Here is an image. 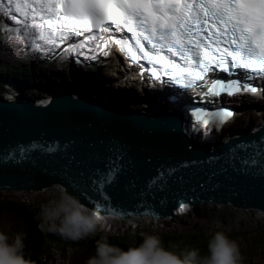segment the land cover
I'll return each mask as SVG.
<instances>
[{"label": "water", "instance_id": "1", "mask_svg": "<svg viewBox=\"0 0 264 264\" xmlns=\"http://www.w3.org/2000/svg\"><path fill=\"white\" fill-rule=\"evenodd\" d=\"M37 101L33 113L22 103H11L16 115L0 110V190L62 184L66 193L110 220L132 215L154 220L185 202L264 208V165L256 157L264 146L263 127L236 135L207 154L180 133H162L178 131L169 115H152L158 125L147 129L133 123L134 114L109 113L99 104L78 100L92 109L87 116L73 109L76 100H60L63 108L51 95ZM107 115L117 119L104 120ZM249 157L257 158V165L242 163ZM113 166L117 171L105 186L104 201L93 180Z\"/></svg>", "mask_w": 264, "mask_h": 264}, {"label": "snow or ice", "instance_id": "2", "mask_svg": "<svg viewBox=\"0 0 264 264\" xmlns=\"http://www.w3.org/2000/svg\"><path fill=\"white\" fill-rule=\"evenodd\" d=\"M0 13L10 16L18 25L12 31L34 51L108 56L116 46L134 63L146 61L153 78L205 89V97L262 91L251 81L264 78V0H0ZM73 39L78 43H69ZM216 73L243 75L225 81ZM193 115L197 123L222 127L234 112L198 108ZM256 157L264 165V146ZM116 171L110 167L93 180L104 201Z\"/></svg>", "mask_w": 264, "mask_h": 264}, {"label": "rangeland", "instance_id": "3", "mask_svg": "<svg viewBox=\"0 0 264 264\" xmlns=\"http://www.w3.org/2000/svg\"><path fill=\"white\" fill-rule=\"evenodd\" d=\"M9 38V36H6L5 39L7 42H1L0 47H3V50L10 49L14 52V56H17L14 47L17 48L18 44L13 42L12 39L9 40ZM22 45L23 44L19 42V46L21 47ZM23 48L25 50L24 46ZM32 52L41 58L44 56L36 51ZM19 56L21 58L24 57V55ZM5 57L6 59H4ZM7 58L9 57L5 54L1 55L0 53V70L4 68L5 70L9 69L10 73L17 72L19 75L26 74L17 67L16 64L18 63L13 61L14 64H12L10 63L12 59ZM32 59L36 62L35 66L38 72L42 67H45L46 71L51 68V66L40 62L36 58ZM91 59L94 62V66H90L93 71L97 66V59ZM76 62L78 63V61ZM65 64L66 66L68 65L67 63ZM98 64L101 63L99 62ZM31 65L34 64L31 63ZM77 65L82 66L83 64L78 63ZM117 65L110 60H105L102 63V70L105 72V76L114 74V76L119 77H109V80H106L108 82L107 84H110L109 87H113V84H111L112 81L119 90L118 87L120 84L117 82H120L118 79L123 77L125 79V81L122 82L125 83L123 86L127 87V91L124 92V94L129 95L132 94V92L134 93L132 90L136 89V87H140L134 81H132V83L126 82V79H129V77L125 76V70L127 72L129 71L124 68L122 70L120 66ZM11 67L12 70L10 69ZM72 68H74L73 65L70 69ZM90 68L87 69L90 71ZM70 69L65 71L66 74ZM20 72L22 73L20 74ZM38 74L43 76L42 72ZM47 75L49 74L47 73ZM122 102V108L129 106L127 100L125 101L122 99ZM132 109H135V107ZM244 110L250 111L252 114L244 113V115H239V121L228 126L225 129V133L217 138L215 137L214 141L216 140L223 143L236 135H241L245 132L248 133L249 130H246L244 127L248 129L250 124H262L264 120V111L256 106L245 107ZM257 111L261 113H256ZM191 147L196 150L201 149L207 154L210 150L206 148H212V146L206 147L205 145L197 147L194 146V144ZM211 150L213 152V148ZM53 186L54 187L43 190L34 188L25 190L16 188L11 191L0 190V232L9 236L10 242L17 232L27 233L24 254L25 258L33 261L34 264H86V261L95 255L97 240L107 238L110 244L127 250L130 247L138 246L142 242L143 233L159 235L162 240V246L169 251L183 254L189 250L198 249L200 255L204 256L208 255V240L211 235L218 231L225 232L230 239L239 242L242 256L240 264H264V209L255 211L246 208L237 209L235 205L218 203L215 201H207L199 204L181 203L177 208L172 209L168 214L160 217L161 219L148 223V225L139 222L135 225L129 224L131 226V228H129L124 226L123 223L118 222L119 224L113 225L117 226L114 227L115 229L110 225V231L105 229L102 230L105 236H100L102 232L98 231L97 234L99 235L95 234L94 236L79 241H72L65 239L58 231H42L38 227L42 222L41 213L43 206L49 205L52 201L60 199L61 190H59L57 186ZM14 208L18 210L15 211ZM199 227L204 228L203 230H199Z\"/></svg>", "mask_w": 264, "mask_h": 264}, {"label": "bare ground", "instance_id": "4", "mask_svg": "<svg viewBox=\"0 0 264 264\" xmlns=\"http://www.w3.org/2000/svg\"><path fill=\"white\" fill-rule=\"evenodd\" d=\"M7 18L10 21L11 18L8 17V16H7ZM0 19H2L1 16H0ZM10 39H13V42H16L18 44L17 45V48L14 47L16 53H17V51L19 49L22 50V51H24L23 46L25 47V49L30 48L23 40L19 39L16 35H14V38H11L10 37L9 40ZM19 42H21L23 44L21 47L19 46ZM2 48L0 49L1 50L0 51L1 55H3L4 52L8 51V52L12 53L11 57H13V59H14L15 56H14V52L13 51H11L10 49L3 50ZM17 57H20V56L17 55ZM26 57L27 56H24V57L20 58V60H17V63H18L17 64V67L20 70H23L24 73H26V74L19 75L15 71H14L15 73H12V72L10 73V70L9 69H6L5 70L4 68L0 70V100H5V97H8L9 99L13 100L12 102H14V104H18V103L20 104V103H22L23 105H25L23 103L22 97L20 96L21 99L19 100V98L17 96L18 93H19V90L16 89L15 83L12 82V81H10L14 77H15L14 80H16V81H23V82H21L18 85V88L19 89L26 90L27 92L31 91L30 93L33 94L32 89H30L25 84H26V82H27L28 85H33L34 86L36 84V82H37L36 81V78H37L38 75L36 73H34V72H32V71L29 70V67H30L31 63L32 64H35L36 62L32 58L31 59H28ZM4 59H6V57ZM7 59H9V58H7ZM65 60H66V63L68 64L66 66V71L68 69H70L72 65L76 69H81V70H84V71H89L87 68H90V66H92V67L94 66L93 65L94 62L92 61V59H89V58H85L84 61H82V64H83L82 66L77 65L78 63L75 61L74 58L71 59L69 57H65ZM10 63L14 64L12 61ZM87 66H89V67H87ZM120 68L123 70V68L121 66H120ZM10 69L12 70V67ZM102 69H101L99 75L94 74L93 77H95V79L92 78L90 75L88 76V74H85L86 77H88L90 80L93 81L94 87L86 88V89H83V90L79 91V90L75 89L74 87L69 86V84H62V83H60V79L56 80L57 78L54 75H52V76L47 75V71H46L45 67H42L40 69V71H39V72H42L43 73V76H41L42 77V83L40 82V84H41V86H40L39 85V82H37V87L40 88V91L41 90L42 91H45V92L49 91L50 93H48V94L47 93H44V95L43 94H39V95H37L35 97L34 100H37V98H39V97L51 95L56 100H59V99L62 100V99L65 98V99H69V100H79V101H82V102H90V103L99 104L106 111H108L109 113H115L116 114V113H121L122 112L121 114L125 113V114H134V115H136L135 113H131V112H134L136 110V108L135 109H132L133 106L130 103H129V106L128 107H124V108L121 107V105L123 103L122 102V99L125 100V101L127 100L128 102L130 100V97L127 94H124V92H125L124 89H119L118 90L115 87V84L112 81H111V84H113V87H111V89L108 88L110 84H107V85H104V86L101 84V82L103 81V79L109 80L108 79L109 77L110 78L111 77L112 78H116V77L119 78L118 76H114V74L113 75H110V76L109 75L108 76H105L106 74H105V72H103ZM125 69H127L129 71V67H127ZM111 71H112V68H111ZM89 72H92L91 68H90V71ZM21 73L22 72H20V74ZM72 75H73V71H72ZM96 78H98V79L96 80ZM100 78H103V79H100ZM118 80L120 81V82H117L118 84H120L119 87L117 86L118 88H120L121 86L125 85V83H122L123 81H125V79L123 77H121ZM49 81H51V84L53 86H55V88H51L52 85L50 87L49 84H46L45 85L46 89H44V86H43L44 83L43 82L49 83ZM94 82L100 83L99 84L100 87L98 88L97 85H96V83H94ZM126 82L132 83V80L131 79H126ZM33 86H32V88H33ZM157 87L159 89H161L157 93H150L152 91V89L150 88V90L149 89L147 90V91H150V92H148L149 93L148 94L147 91H146V89H145L143 92H140L139 96L132 95L131 96V100H133L134 102H136L138 108H139L138 105H143L144 106L143 109L145 111V115L151 114V115L159 116V115L163 114L165 111H167L168 113L166 115H169V116H171L174 119V122H175V124H176V126L178 128V131L182 130V132H183V129L180 126H178V122H179V120L182 117V119H183L182 121L184 123L183 124V127L185 128L184 129L185 132H183V133H188V137L187 136H184V137L187 138V140L190 142V146H192V143L198 142V144L200 146H202V145H205L206 147H211L212 146V148L214 150L217 145L221 144V142H218L216 140L215 141L212 140L211 136H209V135H215L216 138H217V137H219V135L225 133L224 131H222V133H220L219 130H214V129H211V128L210 129L209 128H205L204 129L205 131H202L201 129H196L194 127V125L192 123H190L189 118H188V117H190L189 111H191V110L194 111L195 108L192 107V105L190 103H180L176 98H173V96L167 98L166 101L165 100L163 101L162 99H163V96L166 95V91H164V88H162V86H160V85L157 86ZM60 89H64V90H66L68 92H71L73 94L69 96L67 93H65L64 90H60ZM135 90H140V88L136 87ZM263 90L260 92V94H262L263 97H261V98H256L257 96L251 97V100L253 102L250 103V104L245 103V101L243 103H240V104H238V103L236 104V102H234L235 105L233 104V106H235L236 112H237L236 113V118H234L233 120L230 121V123H227V124L228 125L229 124H235L240 119L239 118V115H244V113L252 114L250 111H245L244 110L245 107H254V106H256L260 110L264 111V91ZM99 92H101V93L103 92V93H105V94H107V95H109L111 97L110 100L113 103V105L111 107H109L108 105H106V103H104L102 101V99H101V97L99 95ZM118 93L120 95H118ZM144 95H146L147 97H144ZM23 96H27V95L24 93ZM105 97H106V99L109 98L106 95H105ZM29 100L30 99L28 98V102H29ZM189 101L190 102L191 101L192 102H195L198 105L203 106V103H201V102H198V101H195V100H189ZM12 102L10 101L8 104H11ZM254 103H257V104H254ZM5 104H7V103H5ZM108 104H110V103H108ZM37 106H38V103H36L34 107L30 106V108H35ZM218 107L224 108V107H226V105L223 104V103H219L218 104ZM160 110H162L163 112L161 113ZM177 111L184 112V113H182V116L180 114L177 117L176 116V112ZM256 113H261V112L260 111H257ZM242 121H244V120H242ZM238 124H240V123H238ZM257 126H260V127H263L264 128V120L262 121V124L261 123L260 124L259 123L258 124H254V125L253 124H250L248 126V129H247V127H244V128L246 130H249L250 131L251 129H253V128L257 127ZM197 132H199V134H200V135H198V137L201 138L198 141H196ZM180 134H182V133H180ZM245 134H247V132L243 133V135H245ZM203 139H205V141H203ZM224 142H226V141H224ZM212 148H206V149H209L210 150L208 153H212V150H211ZM199 151H202V150L199 149ZM53 185H55V187L57 186V188L59 190H62L63 189L65 191V188L62 187V184H52V185H50L48 187H44V188L27 187V188H24V189L22 188V190L31 189V188L43 190V189H46V188L54 187ZM6 190H10L11 191L12 189H6ZM185 203H187V202H185ZM229 204L234 205V203H231V202ZM262 209H264V208H262ZM98 215L99 216H103V215H100V214H98ZM116 217L114 219H111V220L110 219H105L104 220L105 222H104V228L103 229H105L107 231H110L111 230V226L113 228L114 227H117V226H113V225L119 224L118 222L123 223L124 226H127L129 228H131V226L129 224L135 225V224H138L139 222L140 223L143 222V223H146L145 225H148V223H152V222H155L157 219H161L160 217H162V216L159 215L154 220H152L151 218H142V219H140V218L135 217L134 215H132V216H116ZM132 228H133V226H132ZM100 231L102 232L100 234V236L101 235L102 236H105L104 231H102V230H100ZM97 235H99V234H97ZM94 239H97V238H94Z\"/></svg>", "mask_w": 264, "mask_h": 264}, {"label": "clouds", "instance_id": "5", "mask_svg": "<svg viewBox=\"0 0 264 264\" xmlns=\"http://www.w3.org/2000/svg\"><path fill=\"white\" fill-rule=\"evenodd\" d=\"M42 231H58L65 239L79 241L103 230V216H99L76 197L61 190L60 199L43 206ZM58 221V223H57ZM142 242L127 250L110 244L107 238L97 240L95 255L86 264H240V244L218 231L208 240V255L198 249L183 254L169 251L162 246L157 234L143 233ZM27 233L17 232L14 238L0 232V264H34L24 254Z\"/></svg>", "mask_w": 264, "mask_h": 264}, {"label": "trees", "instance_id": "6", "mask_svg": "<svg viewBox=\"0 0 264 264\" xmlns=\"http://www.w3.org/2000/svg\"><path fill=\"white\" fill-rule=\"evenodd\" d=\"M30 70V69H29ZM30 71H32V70H30ZM92 72H94V69H93V71ZM96 74V73H95ZM96 75H99V74H96ZM92 76H94V74L92 75ZM101 77V76H100ZM92 78H94L95 79V77H92ZM98 78H96V80H97ZM100 79H102V78H100ZM15 209V211H17L18 209L17 208H14ZM204 228V227H203ZM203 228H198L199 230H203Z\"/></svg>", "mask_w": 264, "mask_h": 264}]
</instances>
